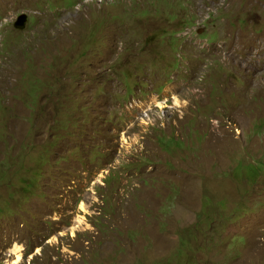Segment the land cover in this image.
I'll use <instances>...</instances> for the list:
<instances>
[{
  "label": "rangeland",
  "instance_id": "obj_1",
  "mask_svg": "<svg viewBox=\"0 0 264 264\" xmlns=\"http://www.w3.org/2000/svg\"><path fill=\"white\" fill-rule=\"evenodd\" d=\"M0 264H264V0H0Z\"/></svg>",
  "mask_w": 264,
  "mask_h": 264
},
{
  "label": "bare ground",
  "instance_id": "obj_2",
  "mask_svg": "<svg viewBox=\"0 0 264 264\" xmlns=\"http://www.w3.org/2000/svg\"><path fill=\"white\" fill-rule=\"evenodd\" d=\"M177 1H178V0H177ZM184 1H185V0H184ZM186 1H188V0H186ZM100 2H101V1H100ZM107 2H108V1H107ZM137 2H138V1H137ZM171 2H173V1H171ZM189 2H190V1H189ZM181 3H182V1H181ZM111 4H112V3H111ZM113 4H114V3H113ZM172 4H173V3H172ZM182 4H184V3H182ZM186 4H187V3H186ZM97 5H98V4H97ZM103 5H104V4H103ZM174 5H175V4H174ZM174 5H173V6H174ZM202 5H203V4H202ZM99 6H100V5H99ZM142 6H143V5H142ZM159 6H160V5H159ZM170 6H171V5H170ZM184 6H185V5H184ZM147 7H149V6H147ZM157 7H158V6H157ZM174 7H177V6H174ZM105 8H106V7H105ZM107 8L110 9V7H107ZM141 8H142V7H141ZM150 8H151V7H150ZM179 8H181V7H179ZM203 8H204V7H203ZM101 9H102V8H101ZM109 9H108V10H109ZM147 9H148V8H147ZM158 9H159V8H158ZM189 9H191V8H189ZM194 9H195V7H194ZM196 9H197V7H196ZM111 10H112V9H111ZM145 10H146V9H145ZM154 10H155V9H154ZM173 10H174V9H173ZM177 10H178V9H177ZM177 10H176L175 13H179ZM192 10H193V9H192ZM104 11H105V10H104ZM138 11H139V10H138ZM148 11H150V9H149ZM179 11H180V10H179ZM186 11H187V10H186ZM186 11H185V12H186ZM145 12H146V11H145ZM199 12H200V11H199ZM202 12H203V11H202ZM202 12H201V14H203ZM193 13H194V11H193ZM181 14H182V13H181ZM198 14H199V13H198ZM170 15H171V14H170ZM174 15H175V14H174ZM176 15L178 16V14H176ZM193 15H194V14H193ZM203 15H204V14H203ZM205 16H206V15H205ZM117 17H118V16H117ZM143 17H144V16H143ZM147 17H148V16H147ZM200 17H201V16H200ZM115 18H116V17H115ZM205 18H206V17H205ZM148 19H149V18H148ZM142 20H143V19H142ZM146 20H147V18H146ZM146 20H145V21H146ZM186 20H187V19H186ZM188 20H189V19H188ZM203 20H204V19H203ZM207 20H208V19H207ZM190 21H191V20H190ZM140 22H142V21H140ZM177 22H178V21H177ZM194 23L196 24V22H194ZM203 23H204V21H203ZM145 24H146V23H145ZM178 24H179V23H178ZM202 25H203V24H202ZM145 26H146V25H145ZM176 26H177V25H176ZM176 26H175V27H176ZM142 27H143V26H142ZM169 28H170V27H169ZM193 28H194V27H193ZM173 29H174V28H173ZM183 29H184V28H183ZM170 30H171V29H170ZM176 30H177V28H176ZM176 30H175V31H176ZM180 30H181V29H180ZM177 32H179V31H177ZM191 32H192V31H191ZM169 34H170V33H169ZM167 35H168V34H167ZM170 35H171V34H170ZM201 36H202V34H201ZM175 37H176V36H175ZM185 37H186V36H185ZM146 38H147V37H146ZM182 39H183V38H182ZM177 50H178V49H177ZM235 57H236V55H235ZM237 57H238V56H237ZM238 58H239V57H238ZM238 58H236V59H238ZM237 64H238V63H237ZM237 64H236V65H237ZM132 97H133V95H132ZM134 99H135V98H134ZM134 99H133V100H134ZM121 103H122V102H121ZM87 113H88V111H87ZM91 113H92V112H91ZM93 119H94V118H93ZM85 124H86V123H85ZM83 126H84V125H83ZM83 126H82V127H83ZM152 127H153V126H152ZM86 129H87V128H86ZM88 137H89V136H88ZM84 142H85V141H84ZM85 143H86V142H85ZM90 147H91V146H90ZM88 150H89V149H88ZM31 179H33V178H31ZM21 180L23 181L24 179H21ZM33 180H34V179H33ZM38 180H39V178H38ZM35 181H36V180H35ZM84 208H85V205L82 204V205H81V209H84ZM76 222H77V224H76V226H75L74 228L79 227V226L83 223V218L78 217ZM21 257H22V255L18 252V253H17V258L15 259V262L20 261V260H21Z\"/></svg>",
  "mask_w": 264,
  "mask_h": 264
},
{
  "label": "water",
  "instance_id": "obj_3",
  "mask_svg": "<svg viewBox=\"0 0 264 264\" xmlns=\"http://www.w3.org/2000/svg\"><path fill=\"white\" fill-rule=\"evenodd\" d=\"M29 21V15L28 14H22L19 16L18 20L15 23V26L18 29H25L27 27Z\"/></svg>",
  "mask_w": 264,
  "mask_h": 264
},
{
  "label": "trees",
  "instance_id": "obj_4",
  "mask_svg": "<svg viewBox=\"0 0 264 264\" xmlns=\"http://www.w3.org/2000/svg\"><path fill=\"white\" fill-rule=\"evenodd\" d=\"M254 173H256V172H254ZM32 187V180L31 181H26L25 183H24V187H27V188H29V187ZM28 191H29V189H28Z\"/></svg>",
  "mask_w": 264,
  "mask_h": 264
}]
</instances>
